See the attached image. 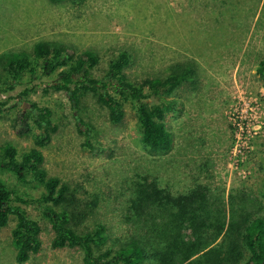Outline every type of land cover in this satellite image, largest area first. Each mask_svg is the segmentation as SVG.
Listing matches in <instances>:
<instances>
[{
	"label": "rangeland",
	"instance_id": "374dc122",
	"mask_svg": "<svg viewBox=\"0 0 264 264\" xmlns=\"http://www.w3.org/2000/svg\"><path fill=\"white\" fill-rule=\"evenodd\" d=\"M38 42L68 48L73 57L93 54L89 76L95 80L123 52L129 57L124 76L144 94L149 81L193 65L162 98L176 103L164 119L172 144L163 154L142 145L132 103L122 101L118 124L95 94H82L73 108L65 92L51 87L59 71L45 77L39 69L36 79L25 77L13 91L0 87V147L11 143L19 155L36 147L37 125L32 121L31 134L18 137L15 115L24 104L32 113V105L50 110L55 131L37 148L42 168L66 185V202L57 210L73 216L78 233L105 226L99 251L129 233L121 215L133 186L144 181L174 195L205 187L228 214L230 200L246 198L248 211L264 218V78L256 72L264 60V0H0V56L31 55ZM1 178L15 185L12 176ZM34 186L27 191L38 196ZM22 208L38 223L41 242L24 264H83L80 250L51 247L53 232L39 211ZM15 222L10 216L0 230V264H18Z\"/></svg>",
	"mask_w": 264,
	"mask_h": 264
},
{
	"label": "trees",
	"instance_id": "16d2710c",
	"mask_svg": "<svg viewBox=\"0 0 264 264\" xmlns=\"http://www.w3.org/2000/svg\"><path fill=\"white\" fill-rule=\"evenodd\" d=\"M73 56L68 48L43 42L33 46L31 55H2L0 66L5 79L2 82L0 78V87L5 86V92L13 91L25 77L36 79L39 69L45 77L59 71L51 87L65 92L73 108L78 106L82 94H95L108 108L110 121L118 124L124 116L122 101L130 102L142 145L154 154L171 149L164 119L174 111L176 103L162 98L173 94L188 71L192 72L193 65L187 66L185 73H180L179 68L178 73L165 79L149 81V93L144 94L124 76L129 63L127 54L120 53L99 80L89 76L97 62L93 54ZM256 72L264 78V60ZM109 90L119 98L111 96ZM31 108L36 112L21 109L16 113L13 129L18 137H25L31 134L33 121L39 129L36 147L22 155L11 143L0 147V230L7 226L10 216L15 217L11 243L16 263L28 262L40 249V227L22 208L33 206L50 223L51 247L80 250L83 264H264V218L248 211L246 198L236 204L230 200L228 214L224 201L199 185L174 195L160 189L156 182L135 184L121 215L129 233L115 239L111 248L99 251L107 240L101 222L90 231L78 233L72 224L73 216L66 210H57L66 202L67 187L57 178L47 177L42 153L37 149L49 143L55 127L49 109L34 105ZM6 174L13 177L15 185L1 178ZM33 185L41 190L38 196L27 191Z\"/></svg>",
	"mask_w": 264,
	"mask_h": 264
},
{
	"label": "water",
	"instance_id": "95a60500",
	"mask_svg": "<svg viewBox=\"0 0 264 264\" xmlns=\"http://www.w3.org/2000/svg\"><path fill=\"white\" fill-rule=\"evenodd\" d=\"M26 106H27V104H24V106H23V111H25Z\"/></svg>",
	"mask_w": 264,
	"mask_h": 264
}]
</instances>
